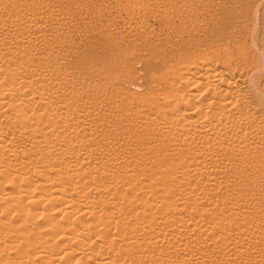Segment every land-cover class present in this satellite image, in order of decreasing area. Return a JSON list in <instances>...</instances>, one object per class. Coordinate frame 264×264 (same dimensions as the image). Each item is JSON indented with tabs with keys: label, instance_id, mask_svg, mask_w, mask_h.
<instances>
[{
	"label": "bare ground",
	"instance_id": "bare-ground-1",
	"mask_svg": "<svg viewBox=\"0 0 264 264\" xmlns=\"http://www.w3.org/2000/svg\"><path fill=\"white\" fill-rule=\"evenodd\" d=\"M77 1L0 0V264H264V0Z\"/></svg>",
	"mask_w": 264,
	"mask_h": 264
},
{
	"label": "rangeland",
	"instance_id": "rangeland-1",
	"mask_svg": "<svg viewBox=\"0 0 264 264\" xmlns=\"http://www.w3.org/2000/svg\"><path fill=\"white\" fill-rule=\"evenodd\" d=\"M88 5L91 6L92 2L89 1V3L86 6ZM253 5H254L253 6L254 11L260 10L259 3H255ZM72 6L74 7L78 6V1L72 0ZM196 11L197 9H195V11H192V10L188 11L189 12L188 14H193ZM188 14L185 15L184 22H180L178 20L171 21V26L173 27V30L169 28L168 24H159L158 22L149 21V18H147L144 14L143 16H141V18H138L136 22L143 26L139 30L137 28V25L134 24V22H130L127 19H124V20H127L129 23L121 22V20L119 21L118 18L115 20H112V22H117L115 27L112 29H114L115 31L122 30L123 34H125V38L123 39L126 43L128 41L135 40V39H131L132 37L128 35L130 33L136 34L137 35L136 38L139 40L144 39V40L150 41L152 47L155 48L153 49V52L154 54L157 55L158 53H161L159 50H157L158 48H171L172 46H174L173 43H177L176 40L178 39V37H181L183 39L187 37L189 39H193L195 37H206L207 38L208 36L207 33H209L208 31H210L215 25L213 21L214 19L209 21L208 20L209 17H204V15L197 14L196 20H195V19L190 18ZM67 15L70 16V13ZM263 21H264V18L262 20L252 18V22L250 23L249 29H254L255 27H257L261 31L262 26H264V24H262ZM69 24L70 22L68 21V18L65 19V25H69ZM119 25L124 26V27L119 28ZM75 26H76V29L84 30L88 26V24L85 23L84 20H77L75 22ZM157 32H164V33L169 32L170 34L157 33ZM166 39L167 41H165ZM257 39L258 40H256V42L258 46L260 48H264V42L261 43V39L264 40V34L261 35L260 33L257 36ZM247 43L249 45H253L254 40L247 41ZM158 44H161V45H158ZM1 186L3 189L9 190V187H6L4 185H1ZM155 187L160 188V184L156 183ZM259 197L263 198L264 193H261ZM9 257L12 258L14 257V255L9 254ZM35 264H39V262H36Z\"/></svg>",
	"mask_w": 264,
	"mask_h": 264
}]
</instances>
